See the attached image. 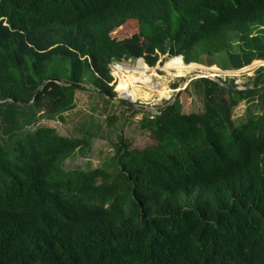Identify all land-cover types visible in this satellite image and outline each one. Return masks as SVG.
Wrapping results in <instances>:
<instances>
[{
    "label": "trees",
    "instance_id": "16d2710c",
    "mask_svg": "<svg viewBox=\"0 0 264 264\" xmlns=\"http://www.w3.org/2000/svg\"><path fill=\"white\" fill-rule=\"evenodd\" d=\"M175 56L264 59V0H0V264H264V72L239 94L193 80L201 112L147 113L154 143L119 133L97 168L64 170L89 139L38 125L78 89L116 96L111 61Z\"/></svg>",
    "mask_w": 264,
    "mask_h": 264
},
{
    "label": "rangeland",
    "instance_id": "374dc122",
    "mask_svg": "<svg viewBox=\"0 0 264 264\" xmlns=\"http://www.w3.org/2000/svg\"><path fill=\"white\" fill-rule=\"evenodd\" d=\"M137 32L136 26L131 28L124 27L118 30L115 35L116 37L120 35L117 38L124 39ZM163 59L162 62H158L154 66V68L160 69L158 71L159 76L153 77V81L159 86V91H150L151 95L149 97L144 96L146 103L142 105L146 106L149 112L139 108L133 109L134 111L125 110L124 106L117 102L119 100L118 95L114 96L116 100H110L107 97V99L102 97L96 90L78 89L75 91V107L71 111L64 113L63 119L40 118L39 126L52 127L62 136L89 139L90 144L88 147L82 151H76L63 162L62 167L64 170L68 171L76 168L87 170L103 166L104 162L111 159L115 153V145L118 142L119 133L130 143L131 147L143 148L153 144L154 141L151 135L146 128L141 126L140 120L147 113L158 114L160 107L171 104L177 92H173L169 99L166 98V94L161 95L160 92L178 89L182 85L184 78H187L189 82L185 89L179 91L178 97L180 98L181 110L183 113L201 112L203 110V98L194 90L192 81L203 78L204 74H198L190 83L192 72L195 71V74H197V71L208 73L209 71L211 72L209 69L229 71L232 77L226 78L224 81L232 86L244 88L250 86L256 72L264 68L253 69L252 62L240 69H223L220 65L221 60L218 57L212 66L198 64L199 67L193 68L192 72L185 77L178 75L177 70L173 68H166L164 64L166 61L171 60V57ZM127 84L136 87L127 76V83L123 82L120 86L126 93L130 90L126 88ZM255 103L249 98L243 99L238 103L233 110V121L235 124L243 120L247 113H258ZM241 106H245V109Z\"/></svg>",
    "mask_w": 264,
    "mask_h": 264
},
{
    "label": "built area",
    "instance_id": "2783aa9c",
    "mask_svg": "<svg viewBox=\"0 0 264 264\" xmlns=\"http://www.w3.org/2000/svg\"><path fill=\"white\" fill-rule=\"evenodd\" d=\"M172 58V57H171ZM253 69H258L260 67H264V59L255 60L252 63ZM109 74L111 76V81L109 85L112 87L113 91L118 95L119 100L121 101H128L135 105L143 106L142 104L146 103L144 101L145 97L141 95H137L136 97L132 98L131 95L126 93L120 86L123 82L127 83V76L133 75V84L134 86L138 87L142 92H146L150 94V91H159V86L153 81V77L159 76L158 71L159 68H154L149 66L143 58H128V59H122V60H113L108 65ZM211 70L208 73H202L204 74V78H218L221 81H224L226 78L232 77V74H229V71H221V70ZM214 71V72H212ZM254 71V70H253ZM195 72V71H194ZM192 72L191 79H194L197 74ZM189 80L187 79V83ZM225 82V81H224ZM180 85L178 89H169L165 92L167 95L166 98L169 99L171 97V94L173 92H178L180 89H185L186 85ZM127 89H131V84L126 85ZM164 94V95H165ZM148 96V97H149Z\"/></svg>",
    "mask_w": 264,
    "mask_h": 264
},
{
    "label": "bare ground",
    "instance_id": "6f19581e",
    "mask_svg": "<svg viewBox=\"0 0 264 264\" xmlns=\"http://www.w3.org/2000/svg\"><path fill=\"white\" fill-rule=\"evenodd\" d=\"M166 68H173L174 70H177V74L180 76H187L190 72H192L193 68H198L199 65L195 63H190V64H184L182 61L181 56H176L172 57L171 60L166 61L164 64ZM165 68L164 66H162ZM214 70V69H213ZM168 72V71H167ZM203 72L197 71L198 74H202ZM176 75V74H174ZM128 78L133 82L134 76L133 75H128ZM184 83L183 85H185ZM129 95H131L132 98L136 97L137 95H143L145 97H148L149 94L146 92H141V90L138 87H132L131 89L127 92ZM161 95L165 94V91L160 92Z\"/></svg>",
    "mask_w": 264,
    "mask_h": 264
},
{
    "label": "water",
    "instance_id": "95a60500",
    "mask_svg": "<svg viewBox=\"0 0 264 264\" xmlns=\"http://www.w3.org/2000/svg\"><path fill=\"white\" fill-rule=\"evenodd\" d=\"M260 72H264V68H263L262 70L258 71L256 74H259ZM212 80H214L215 82H217V83H218L220 86H222L223 88H225V89H227V90H229V91H232V92H234V93H236V94H239V93H242V92H245V91L251 89L250 86H247V87H244V88H238V87L232 86V85H230V84H228V83H226V82H224V81H221V80H219L218 78H212ZM56 82H57V81H56ZM186 82H187V78H184V79H183V83H182V85H183L184 83H186ZM179 91H181V89H180ZM179 91L177 92V94H176L175 98L173 99V101L179 96ZM38 94H39V92L36 94L34 100L37 98ZM105 96H106L107 98H109L110 100H116L115 97H113V96H111V95H105ZM34 100H33V101H34ZM33 101H32V102H33ZM117 102H118L120 105H122V106H124V107H126V108H130V109H136V108H139V109H141V110H145V111H148V112H149V110H148L146 107H141V106L135 105V104H133V103H131V102H128V101L117 100Z\"/></svg>",
    "mask_w": 264,
    "mask_h": 264
},
{
    "label": "crops",
    "instance_id": "0c3cea01",
    "mask_svg": "<svg viewBox=\"0 0 264 264\" xmlns=\"http://www.w3.org/2000/svg\"><path fill=\"white\" fill-rule=\"evenodd\" d=\"M250 87H252V85H250ZM241 107L245 109V106H241Z\"/></svg>",
    "mask_w": 264,
    "mask_h": 264
}]
</instances>
